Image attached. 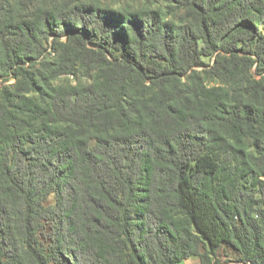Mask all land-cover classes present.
Here are the masks:
<instances>
[{"label": "trees", "instance_id": "1", "mask_svg": "<svg viewBox=\"0 0 264 264\" xmlns=\"http://www.w3.org/2000/svg\"><path fill=\"white\" fill-rule=\"evenodd\" d=\"M112 1L0 0V264H264V0Z\"/></svg>", "mask_w": 264, "mask_h": 264}, {"label": "rangeland", "instance_id": "2", "mask_svg": "<svg viewBox=\"0 0 264 264\" xmlns=\"http://www.w3.org/2000/svg\"><path fill=\"white\" fill-rule=\"evenodd\" d=\"M144 0H114L112 1L110 4L118 7V6H126V5H134V6H138V5H142V2ZM62 83H66V82H70V79L67 77L63 78V81H61ZM238 257L236 256L235 253H233L230 249L228 248H222L219 251L218 254V258L216 259V262L219 264H242L241 262H239V260L237 259ZM53 264V263H51ZM185 264V261L182 263Z\"/></svg>", "mask_w": 264, "mask_h": 264}, {"label": "crops", "instance_id": "3", "mask_svg": "<svg viewBox=\"0 0 264 264\" xmlns=\"http://www.w3.org/2000/svg\"><path fill=\"white\" fill-rule=\"evenodd\" d=\"M185 264H201L200 259L198 257H192L185 261Z\"/></svg>", "mask_w": 264, "mask_h": 264}, {"label": "built area", "instance_id": "4", "mask_svg": "<svg viewBox=\"0 0 264 264\" xmlns=\"http://www.w3.org/2000/svg\"><path fill=\"white\" fill-rule=\"evenodd\" d=\"M248 264H254V263H248Z\"/></svg>", "mask_w": 264, "mask_h": 264}]
</instances>
